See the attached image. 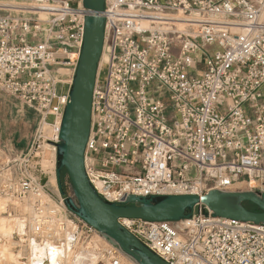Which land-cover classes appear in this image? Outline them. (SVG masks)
<instances>
[{
	"label": "built area",
	"instance_id": "obj_1",
	"mask_svg": "<svg viewBox=\"0 0 264 264\" xmlns=\"http://www.w3.org/2000/svg\"><path fill=\"white\" fill-rule=\"evenodd\" d=\"M86 14L82 0H0V89L38 115L27 152L0 162V219L21 220L32 264L77 242L74 258L136 264L66 208L41 164L44 144L55 157ZM101 15L84 152L96 192L122 201L264 182V0H104ZM119 222L169 264H264V225Z\"/></svg>",
	"mask_w": 264,
	"mask_h": 264
},
{
	"label": "water",
	"instance_id": "obj_2",
	"mask_svg": "<svg viewBox=\"0 0 264 264\" xmlns=\"http://www.w3.org/2000/svg\"><path fill=\"white\" fill-rule=\"evenodd\" d=\"M87 14L83 40L67 88L55 146V180L66 208L105 236L136 264H169L150 250L119 222L120 218L147 221H183L198 215L264 225V182L246 190L212 189L198 194H130L122 201H108L91 185L84 168L90 131L91 100L104 42V0H82ZM65 175L62 177V171ZM262 183V186H257ZM60 250L33 264H55ZM45 249L39 250L41 257Z\"/></svg>",
	"mask_w": 264,
	"mask_h": 264
},
{
	"label": "rangeland",
	"instance_id": "obj_3",
	"mask_svg": "<svg viewBox=\"0 0 264 264\" xmlns=\"http://www.w3.org/2000/svg\"><path fill=\"white\" fill-rule=\"evenodd\" d=\"M69 3L71 6H76L77 4L76 1H69ZM104 59L105 55L103 54L102 60ZM61 72L67 71L61 70ZM61 78L62 80H68V77ZM47 120L51 121L52 117H48ZM37 122V113L33 109L28 108L18 98L0 89V149L4 150V153H0V162L6 161V153L16 157L27 152L32 142ZM44 152L48 155V166L43 168L47 172L46 178H49L51 182L55 157L51 149H45ZM64 175L65 171L63 170L62 177ZM257 186H262V183H258ZM247 188L246 182L240 181L232 184L226 190H246ZM9 235H7L9 237L7 238L0 232V264H27L30 262L29 254L25 249L23 250V229H18L17 227L15 230L13 228L12 233ZM81 247V244L77 242L74 247L71 248L69 246V251L72 252L73 248L78 249Z\"/></svg>",
	"mask_w": 264,
	"mask_h": 264
},
{
	"label": "bare ground",
	"instance_id": "obj_4",
	"mask_svg": "<svg viewBox=\"0 0 264 264\" xmlns=\"http://www.w3.org/2000/svg\"><path fill=\"white\" fill-rule=\"evenodd\" d=\"M49 132H50L49 124L45 123L44 124V133H45V135H49ZM43 149L45 151V149L46 150L47 149H51V147L46 143V144H44ZM44 151H43V154H42L41 163H42L43 167L46 168L48 166V155ZM51 179H52L51 180V184L54 186V184H55V175H53L51 177ZM16 221H18V222H15V221L13 222L12 220L7 221L5 219H0V232H1V234L3 236L7 237V235L12 233L13 228L15 230H16L17 227H18V229H20L21 228V224H20L19 221H21V220L20 219H18V220L16 219ZM7 238H9V237H7ZM69 249H70L69 245L66 244L65 246H63L62 249H60L59 252H54L56 255L59 253V255L57 256V260L55 261V264H97L96 263V257L92 253L83 252V254H81L80 256H77L76 258H74V256L72 255V252H70ZM28 263L32 264L31 262H28Z\"/></svg>",
	"mask_w": 264,
	"mask_h": 264
},
{
	"label": "crops",
	"instance_id": "obj_5",
	"mask_svg": "<svg viewBox=\"0 0 264 264\" xmlns=\"http://www.w3.org/2000/svg\"><path fill=\"white\" fill-rule=\"evenodd\" d=\"M37 117H38V115H37Z\"/></svg>",
	"mask_w": 264,
	"mask_h": 264
}]
</instances>
